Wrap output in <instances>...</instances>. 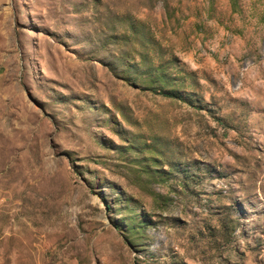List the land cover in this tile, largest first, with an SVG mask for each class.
<instances>
[{"label":"rangeland","instance_id":"obj_1","mask_svg":"<svg viewBox=\"0 0 264 264\" xmlns=\"http://www.w3.org/2000/svg\"><path fill=\"white\" fill-rule=\"evenodd\" d=\"M0 264H264V0H0Z\"/></svg>","mask_w":264,"mask_h":264}]
</instances>
